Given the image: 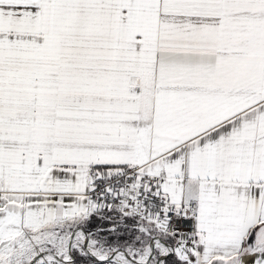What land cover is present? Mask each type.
Returning a JSON list of instances; mask_svg holds the SVG:
<instances>
[{
    "label": "snow or ice",
    "instance_id": "1",
    "mask_svg": "<svg viewBox=\"0 0 264 264\" xmlns=\"http://www.w3.org/2000/svg\"><path fill=\"white\" fill-rule=\"evenodd\" d=\"M0 264H264V0H0Z\"/></svg>",
    "mask_w": 264,
    "mask_h": 264
}]
</instances>
